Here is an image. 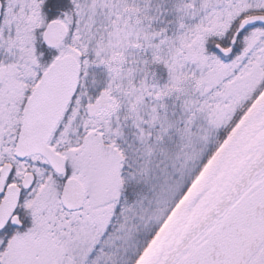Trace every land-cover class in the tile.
I'll list each match as a JSON object with an SVG mask.
<instances>
[{
  "label": "snow or ice",
  "instance_id": "1",
  "mask_svg": "<svg viewBox=\"0 0 264 264\" xmlns=\"http://www.w3.org/2000/svg\"><path fill=\"white\" fill-rule=\"evenodd\" d=\"M0 264H264V0H0Z\"/></svg>",
  "mask_w": 264,
  "mask_h": 264
}]
</instances>
